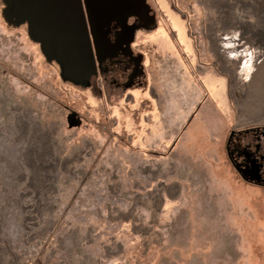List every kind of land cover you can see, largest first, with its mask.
<instances>
[{"label": "rangeland", "instance_id": "1", "mask_svg": "<svg viewBox=\"0 0 264 264\" xmlns=\"http://www.w3.org/2000/svg\"><path fill=\"white\" fill-rule=\"evenodd\" d=\"M146 2L143 74L82 86L0 0V264H264V189L226 151L264 125V0Z\"/></svg>", "mask_w": 264, "mask_h": 264}, {"label": "water", "instance_id": "2", "mask_svg": "<svg viewBox=\"0 0 264 264\" xmlns=\"http://www.w3.org/2000/svg\"><path fill=\"white\" fill-rule=\"evenodd\" d=\"M2 1L5 20L25 24L29 38L39 44L45 59L58 63L62 80L82 86L97 75L106 50L115 55L121 49L120 44L106 42L104 27L126 21L130 12L148 13L150 8L146 0Z\"/></svg>", "mask_w": 264, "mask_h": 264}, {"label": "flooded vegetation", "instance_id": "3", "mask_svg": "<svg viewBox=\"0 0 264 264\" xmlns=\"http://www.w3.org/2000/svg\"><path fill=\"white\" fill-rule=\"evenodd\" d=\"M153 18L151 8L148 13L135 10L129 13L126 21L112 22L104 27L106 42L120 44L121 49L115 55L110 49L104 52L106 57L96 76L118 74L122 79L120 84L127 86L136 83L143 72L140 58L133 52V45L145 34V29L152 31ZM90 39L93 40L91 34ZM227 148L228 158L237 174L241 177L235 166L244 174L246 179L241 178L245 182L264 189V125L230 132L226 151Z\"/></svg>", "mask_w": 264, "mask_h": 264}, {"label": "trees", "instance_id": "4", "mask_svg": "<svg viewBox=\"0 0 264 264\" xmlns=\"http://www.w3.org/2000/svg\"><path fill=\"white\" fill-rule=\"evenodd\" d=\"M212 103H214L212 100H210ZM202 106L203 105H201V106H199L198 108H197V110L195 111V115H194V118L196 117V116H198L197 114H199L198 112H200V109L202 108ZM210 104L208 105H205V107L204 108H206V113H205V115H204V117H200L199 119H201V121L200 122H204L205 123V120H207L208 118H209V115L210 116H212V117H210V120L212 121V122H215L216 123V120L214 119V115H215V113H212V110H209V108H210ZM193 118V119H194ZM206 118V119H205ZM192 119V120H193ZM207 122V121H206ZM228 155V154H227Z\"/></svg>", "mask_w": 264, "mask_h": 264}]
</instances>
